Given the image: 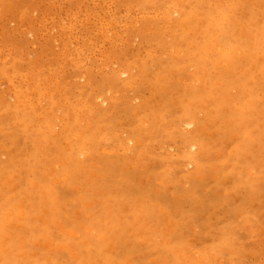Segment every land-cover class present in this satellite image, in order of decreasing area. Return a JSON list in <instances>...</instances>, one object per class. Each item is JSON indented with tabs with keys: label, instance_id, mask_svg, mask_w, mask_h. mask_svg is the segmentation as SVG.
<instances>
[{
	"label": "rangeland",
	"instance_id": "obj_1",
	"mask_svg": "<svg viewBox=\"0 0 264 264\" xmlns=\"http://www.w3.org/2000/svg\"><path fill=\"white\" fill-rule=\"evenodd\" d=\"M0 264H264V0H0Z\"/></svg>",
	"mask_w": 264,
	"mask_h": 264
}]
</instances>
